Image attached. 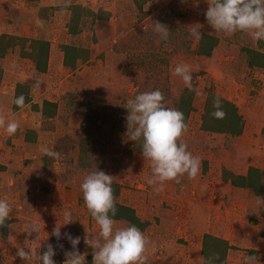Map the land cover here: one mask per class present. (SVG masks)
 <instances>
[{
	"label": "rangeland",
	"instance_id": "374dc122",
	"mask_svg": "<svg viewBox=\"0 0 264 264\" xmlns=\"http://www.w3.org/2000/svg\"><path fill=\"white\" fill-rule=\"evenodd\" d=\"M206 9V0H198V6L194 0H0V33L49 43L42 72L27 55L28 41L15 43L0 57V116L19 123L12 136L0 128V199L12 207L6 236L0 231V264H40L35 258L22 261L16 250L39 243L41 253L46 243L55 247L51 233L64 222L65 211L75 221L61 227V233L80 236L78 249L92 264L84 237H97L98 226L84 205L80 184L96 169L113 176L115 200L148 221L142 231L149 240L148 264H204L202 251L197 255L189 246L194 232L199 238L210 233L228 241L225 264H242L246 253L256 257L255 264H264V204L258 203L264 194L231 186L222 175L249 166L264 172V64L249 67L243 50L264 55V41L247 33L213 31ZM152 21L167 25V41L153 32ZM193 26L218 37L210 56L195 53ZM65 44L85 51L74 67L64 64ZM178 64L191 68L194 106L181 142L200 158L201 171L195 179L185 175L156 192L147 184L151 168L141 155L142 142L128 140L125 106L139 93L160 90L165 105L177 109L186 87L172 75ZM17 83L28 85L30 100L13 110ZM209 95L236 105L243 116L239 135L201 128ZM44 100L56 104L51 117L41 112ZM42 147L59 158L44 155ZM114 221L115 228L129 226L124 219ZM31 224L39 231L29 235ZM59 243L64 248L57 247L53 259L63 264L71 245L66 239Z\"/></svg>",
	"mask_w": 264,
	"mask_h": 264
},
{
	"label": "clouds",
	"instance_id": "9594fccd",
	"mask_svg": "<svg viewBox=\"0 0 264 264\" xmlns=\"http://www.w3.org/2000/svg\"><path fill=\"white\" fill-rule=\"evenodd\" d=\"M198 6V0H194ZM207 9L204 13L211 29L225 36L235 35L237 32L247 33L254 41H264V0H206ZM152 30L162 41H167L170 30L167 25L152 21ZM38 26L43 27V21H38ZM190 35L199 40L202 37L200 27L193 26ZM173 76L180 77L184 85L192 90L193 85L191 68L187 64L175 66ZM39 81L34 87L38 88ZM25 96H14L12 103L22 108L25 104ZM164 95L160 90L146 91L129 99L127 109L126 127L130 141H141V155L150 162L151 175L147 179L149 186H154V191L161 192L167 182L180 183L185 175L189 180L195 179L201 171V160L193 156L187 150V144L181 142L184 133L187 132V124L183 112L167 107L164 103ZM211 115L216 119H223L226 113L223 111L220 98H214ZM0 128L9 135H15L19 123L15 120L6 121L0 116ZM41 152L52 159H58L60 154L47 147H42ZM83 201L90 217L98 226V236L85 235L84 243L92 249V264H148L145 254L149 244L148 238L135 225L123 228H115L117 208L113 189V176L103 170H95L84 176L80 184ZM258 203L264 204V200L258 198ZM12 212V207L6 199H0V226H4ZM64 222L56 225L51 233L57 240L54 247L52 243L44 245L41 253L38 246L32 249L18 247L16 256L24 262H30L33 258L40 264H56L53 259L56 248L63 250L61 239H66L71 250L64 251L63 264H87L86 254H82L78 245L81 237H73L70 233H61V227L70 225L75 220L70 211L63 214ZM27 234L38 232L35 224L28 226ZM254 255L244 254L242 264H255Z\"/></svg>",
	"mask_w": 264,
	"mask_h": 264
},
{
	"label": "trees",
	"instance_id": "16d2710c",
	"mask_svg": "<svg viewBox=\"0 0 264 264\" xmlns=\"http://www.w3.org/2000/svg\"><path fill=\"white\" fill-rule=\"evenodd\" d=\"M80 4H74L73 8H80ZM70 32H76L72 27ZM19 41H28L29 51L27 55L34 61L35 68L38 71H45L48 59L49 43L47 40L41 38H26L7 33H0V57L4 56L6 49L15 45ZM218 44V37L212 33L203 32L201 39L197 41L195 53L202 56H210L214 48ZM64 64L69 67H74L77 60L81 59V52L83 49L72 45H63ZM247 56V64L249 67H261L264 64V55L261 51L253 48L243 49ZM74 52V55H70ZM86 54V53H84ZM1 77V75H0ZM25 96V104L29 102V87L26 84L17 83L14 96ZM207 99L205 110L202 115L201 128L205 131L227 133L229 135H239L243 130V116L239 113L236 105L231 101L220 98L222 102L223 111L226 113L223 119L214 118L211 113L215 110L213 108V100L217 98L215 95H209ZM192 91L185 87L179 97L177 103V110L183 112L185 123L189 113L193 110ZM55 103L44 100L42 102L41 112L44 116L51 117L54 112ZM38 110V105H34ZM12 109H19L12 103ZM141 149V144L139 146ZM205 162V161H204ZM205 168V166H204ZM225 171H222L224 180L229 181L233 186L250 188L256 195L264 194V172L256 167L249 166L246 174H232L225 176ZM114 195L118 194V190L113 184ZM117 213L114 220L124 219L128 221L129 225L137 226L141 231L148 225V221L141 220L136 214L135 209L130 205L123 204L115 200ZM8 221L4 226H0V231L3 236H6V228ZM264 236V233L262 234ZM209 247V248H207ZM230 247L228 241L221 237H217L210 233H204L202 239V254L204 257V264H225L226 251ZM209 249V251L207 250Z\"/></svg>",
	"mask_w": 264,
	"mask_h": 264
},
{
	"label": "crops",
	"instance_id": "0c3cea01",
	"mask_svg": "<svg viewBox=\"0 0 264 264\" xmlns=\"http://www.w3.org/2000/svg\"><path fill=\"white\" fill-rule=\"evenodd\" d=\"M108 10H113V7L110 6ZM246 172H247V169L242 170V171L237 169L236 173H233V174H246ZM229 185L233 186L230 182H229ZM234 187L237 188V186H234ZM239 188H243V187H239ZM201 236H203V235L200 234V238H199V233L194 232V233H191V239L189 240V242H191V243H189V246H191L193 248L194 252L197 255H199V251L201 253V249H202V239L203 238ZM184 245L187 247V250H190V249H188L189 248L188 245H186V244H184ZM228 251H230V249ZM198 258H199V256H198Z\"/></svg>",
	"mask_w": 264,
	"mask_h": 264
}]
</instances>
